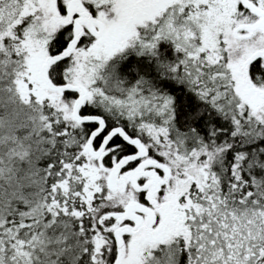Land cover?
Returning a JSON list of instances; mask_svg holds the SVG:
<instances>
[{"label": "snow or ice", "instance_id": "obj_1", "mask_svg": "<svg viewBox=\"0 0 264 264\" xmlns=\"http://www.w3.org/2000/svg\"><path fill=\"white\" fill-rule=\"evenodd\" d=\"M0 264H264V0H0Z\"/></svg>", "mask_w": 264, "mask_h": 264}]
</instances>
